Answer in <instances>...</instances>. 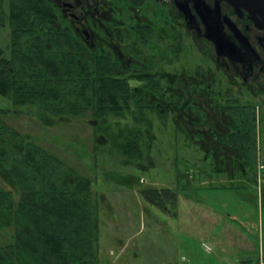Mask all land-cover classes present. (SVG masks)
<instances>
[{
  "label": "flooded vegetation",
  "instance_id": "flooded-vegetation-1",
  "mask_svg": "<svg viewBox=\"0 0 264 264\" xmlns=\"http://www.w3.org/2000/svg\"><path fill=\"white\" fill-rule=\"evenodd\" d=\"M50 1L60 13V24L53 26L61 32L59 36L70 34L78 45L92 51L95 71L105 64L109 79L124 80L123 91L109 92L121 94V104L113 108L128 116L120 122L122 118L114 121L112 116L92 117L90 111L62 123L89 118L95 128L93 144L107 140L101 132L103 127L100 129L107 123L109 129L112 124L118 128L125 123L149 125L155 140L156 128H170L176 155L179 144L185 145V150L193 148L189 156L198 144L206 151L205 157H218L226 171H236L237 161L247 155L257 157L258 117L264 110V0ZM42 27L46 31L50 28ZM11 49V57L5 56L8 59H14L12 45ZM184 56L193 64L189 71L178 67ZM29 107L17 104L14 111L0 110L8 112L5 119L11 126L9 118L21 114L45 127L60 123L44 124L30 114L40 109ZM141 112L146 119L133 121V114ZM179 127L187 130L188 137L177 132ZM58 133L55 137L60 146L77 151L80 146L91 153L85 139L69 141L60 128ZM24 134L42 144L46 140ZM231 140H237V152L224 145ZM188 155L186 159L191 160ZM229 156L231 161L237 158L230 169L226 161ZM77 157L87 164L80 155ZM94 157L98 158L97 154Z\"/></svg>",
  "mask_w": 264,
  "mask_h": 264
},
{
  "label": "trees",
  "instance_id": "trees-1",
  "mask_svg": "<svg viewBox=\"0 0 264 264\" xmlns=\"http://www.w3.org/2000/svg\"><path fill=\"white\" fill-rule=\"evenodd\" d=\"M9 1L10 13L6 15L5 0H0V27L9 22L14 59L6 58L0 47V93L12 96L19 105L39 108L40 111L30 114L48 126L71 121L90 111L92 117L126 120V112L113 108L121 104V94L109 92L123 91L124 80L109 79L105 64L95 71L92 51L78 45L70 34L60 37L61 32L53 28L54 24H60L55 3ZM47 25L48 31L42 27ZM7 113L0 110V231L10 235L6 243L0 244V264H105L99 242L103 195L94 187L90 167L88 164L79 167L72 157L69 161L34 136L15 129L6 121ZM142 119H146L145 113L133 114V121L138 123ZM136 125L125 123L118 129H109L107 123L100 129L103 127L101 132L123 163L148 169L154 165V129ZM177 132L188 137L183 127ZM252 140L255 143V137ZM224 145L237 152V140ZM95 146L101 145L95 141ZM238 149L242 151L241 147ZM66 151L80 155L73 147L68 146ZM176 157L177 162L190 164V160ZM240 162L243 172L244 169L250 172L257 160L247 155ZM199 170L206 172L202 167ZM253 170L257 181L258 175ZM213 173L226 170L216 165ZM178 176L186 189L188 183H183L182 178L188 173L178 166ZM106 179L130 188L142 183L137 175L108 171ZM141 192L147 201L162 206L154 188H142ZM261 192L264 201V186Z\"/></svg>",
  "mask_w": 264,
  "mask_h": 264
},
{
  "label": "rangeland",
  "instance_id": "rangeland-1",
  "mask_svg": "<svg viewBox=\"0 0 264 264\" xmlns=\"http://www.w3.org/2000/svg\"><path fill=\"white\" fill-rule=\"evenodd\" d=\"M4 4L5 13L9 15L10 1L5 0ZM0 47L5 56L11 57V28L8 21L4 27H0ZM192 66L188 56H184L178 63L179 69L187 71ZM0 109L14 111L17 103L12 96L0 94ZM9 120L22 132L46 139L44 146L58 151L69 161L72 157L75 159L73 162L82 168L84 164L77 155L66 151L68 146L61 149L59 146L62 144L55 136L59 134L60 128L63 137L69 141L86 140L91 153L80 146L79 153L90 167L89 173L95 178V189L104 194L99 242L100 256L105 264H226L225 261L236 258L237 264L246 258H250L253 263L256 261L257 257L248 256V249L239 238L241 232L237 235L234 246H229L233 239L229 241L230 232L225 224L230 219L234 220L237 229L250 233L255 238L260 236L264 244V201L258 193V186L250 181L245 189L230 188L226 182V173H215L216 176L212 178L209 173L214 174L211 171L214 166H221V160L212 155L205 157L206 151L197 145L194 146L196 151L189 156L187 153L193 148L189 150L186 147L185 150L179 144L178 155L181 158H186L187 155L191 157V165L177 162L179 158L175 154L170 128H163L165 131L155 129L157 139L152 148L154 165L148 169H140L123 163L122 157L109 140L96 147L91 141L94 123H90L89 118L69 123L60 122L53 127H45L27 114L12 115ZM112 125L118 129L115 124ZM93 149L98 156L96 161ZM256 150L257 163L251 168L256 170L258 176H264V168H261L264 166V110L258 117ZM231 158L229 156L226 160L228 169L233 168L237 159L235 157L231 161ZM239 164L241 162L237 161L239 182L254 179L253 169L250 173L247 172L248 169L243 172ZM178 166L184 173H188V176L182 178L183 183H188L186 189L179 181ZM199 167L208 171V176L204 172L201 177ZM223 168L226 169V166ZM106 171L120 175L134 174L142 179V183L135 188L119 186L115 181L106 179ZM214 182L217 184H213ZM142 188H154L159 193L162 206L147 201L141 192ZM202 219L210 220V228L197 223ZM219 220L225 224H221ZM215 233L218 234L217 240L212 238ZM8 235L10 234L0 231V244L6 243Z\"/></svg>",
  "mask_w": 264,
  "mask_h": 264
},
{
  "label": "crops",
  "instance_id": "crops-1",
  "mask_svg": "<svg viewBox=\"0 0 264 264\" xmlns=\"http://www.w3.org/2000/svg\"><path fill=\"white\" fill-rule=\"evenodd\" d=\"M208 171L205 172V174H207L208 176ZM213 172V171H211ZM228 173V174H227ZM204 175V171L201 173V177H203ZM209 175L214 178L216 176V174H210ZM227 175V176H226ZM226 182L228 184V186L230 188H233V189H237V188H242V189H245L246 187H248V183L250 181H253L254 184L257 186V182L258 181H254V179L252 180H249L245 183H241L239 182V180L237 179V170L236 171H226ZM248 176V175H247ZM252 176V175H250ZM206 183H209L208 181H206ZM213 184H217L216 182H214ZM258 188V187H257ZM259 190V188H258ZM259 195L261 196L262 195V192L259 190ZM221 224H225L224 222H222L221 220H219ZM234 220L230 219L229 222L227 223L226 222V226L228 228V231L230 232V237L228 238L229 241L233 239V242H231L229 244V246H234V241H237V235H239V232L240 233V240L242 241L243 245L245 246L246 249H248L247 251L249 252V255L248 256H252V257H257L256 259V263L252 262V260L250 258H246V260L242 261V263L240 264H260V249L262 247V245H264L262 242H261V239H260V236L258 238H255L253 235H251L250 233L249 234H246L245 232L241 231L240 229H237V223H233ZM198 224H202V225H205L207 226L208 228H210V220L207 219V220H200L197 222ZM218 234L215 233L214 236L212 237L213 240H217V236ZM226 264H237V258L236 260H227L225 261Z\"/></svg>",
  "mask_w": 264,
  "mask_h": 264
},
{
  "label": "built area",
  "instance_id": "built-area-1",
  "mask_svg": "<svg viewBox=\"0 0 264 264\" xmlns=\"http://www.w3.org/2000/svg\"><path fill=\"white\" fill-rule=\"evenodd\" d=\"M261 176H262V178H260ZM257 186H258L259 190L262 191V187L264 186V176H263V174L258 176ZM260 264H264V245H262V247L260 249Z\"/></svg>",
  "mask_w": 264,
  "mask_h": 264
}]
</instances>
